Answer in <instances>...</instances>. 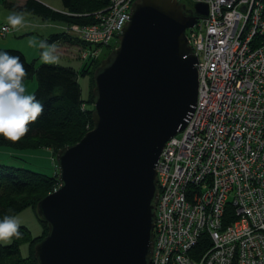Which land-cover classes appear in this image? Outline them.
<instances>
[{"label": "built area", "instance_id": "built-area-1", "mask_svg": "<svg viewBox=\"0 0 264 264\" xmlns=\"http://www.w3.org/2000/svg\"><path fill=\"white\" fill-rule=\"evenodd\" d=\"M135 1L107 0L94 22L64 27L82 43L83 65L119 39ZM177 1L196 17L186 36L198 91L189 122L157 162L149 264H264V0ZM12 31L0 24V37ZM226 206L235 219L224 224Z\"/></svg>", "mask_w": 264, "mask_h": 264}, {"label": "water", "instance_id": "water-1", "mask_svg": "<svg viewBox=\"0 0 264 264\" xmlns=\"http://www.w3.org/2000/svg\"><path fill=\"white\" fill-rule=\"evenodd\" d=\"M195 23L177 0L132 4L118 46L93 74L92 128L57 152L60 186L37 203L48 227L37 264H149L157 162L197 99L186 36Z\"/></svg>", "mask_w": 264, "mask_h": 264}, {"label": "trees", "instance_id": "trees-1", "mask_svg": "<svg viewBox=\"0 0 264 264\" xmlns=\"http://www.w3.org/2000/svg\"><path fill=\"white\" fill-rule=\"evenodd\" d=\"M3 3L7 8L15 11H25L45 19L63 20L67 22L66 25L83 26L95 21V13L106 7L107 0H61L63 11L54 10L39 0H3ZM66 25L62 27L61 33L52 34L47 42L53 44L56 41H68L78 47L81 46L82 43L78 41V38L69 35L64 30ZM0 52L20 57L21 63L27 70L24 80L36 79L37 87L33 94L44 108L43 115L28 125L27 135L16 142L0 137V148L6 147L10 150L21 151L41 146H53L57 147L58 152L60 149L77 143L92 128L93 74L101 57L94 63L82 65L78 72L71 67L59 64L36 66L34 65L35 60H27L20 50L0 48ZM86 73L91 76L92 87L89 91V98L85 100L81 98L77 77L79 74ZM9 154V158L14 157L11 156L12 153ZM57 186H60L58 171L48 176L0 162V219L4 215L14 216L28 206L36 212L37 203L58 188ZM233 215L231 206H226L223 223L233 221L235 219ZM36 216L42 224L41 234L32 238L29 230L25 226H20L19 238L13 237L11 243L7 245L0 243V264H37L34 257V246L46 235L48 227L37 212ZM203 240L204 243L200 245V249L208 246L207 239ZM21 243H27L29 246L30 252L26 257L20 255Z\"/></svg>", "mask_w": 264, "mask_h": 264}, {"label": "rangeland", "instance_id": "rangeland-1", "mask_svg": "<svg viewBox=\"0 0 264 264\" xmlns=\"http://www.w3.org/2000/svg\"><path fill=\"white\" fill-rule=\"evenodd\" d=\"M39 1L44 2L45 4H47L48 6H50L52 8L62 7L61 6L62 5L61 0H39ZM185 3L187 4L188 7H191V8L193 7V4L191 2L186 0ZM54 4H57V5H54ZM55 9H58V8H55ZM1 11L5 12V11H10V10H5V8L2 7ZM13 11H15V10H13ZM15 12L20 13L18 11H15ZM10 13H12V12H10ZM25 13H27L28 15H31L33 17V19L35 20V22L39 21L40 22L39 24L43 23V24H46L49 26L55 25V24L56 25L54 26V28H51V27L46 28L45 30H43L42 33H41V30L38 32L33 31V33H29V30L26 28L25 33H29V34L24 35V36L22 33L24 32L25 29L23 28V29H21V31H20L21 34L19 35V36H22V38L13 42L12 43L13 45H11L12 47H0V48L20 50L17 48V47H20L23 50V51L20 50L21 52H23V53L26 52L25 54L28 56L27 60H29V61L35 60L34 65L39 66V65L43 64L39 58V54L43 50L39 49L38 47H29L28 46L29 38L30 37H36L38 41H45L46 43H48L47 39H49V37L52 34L61 33L62 27L65 26L67 22L63 21V20H59V19H45V18H42L41 16H38V15L30 14L28 12H25ZM7 15H8V12L0 13V24L2 23V24H7L8 26H10L6 21ZM34 24H36V23H34ZM13 32L14 31L6 34V36L0 38V40H3L5 38L8 40L10 34H12ZM16 37H18V36L16 35ZM64 42H65L64 44H61L62 42L55 43L56 49H57L56 54L59 56V63H57V64L62 65V66L71 67L74 70H78V72H79L80 68L83 64V61L79 58L78 46L76 44H72L68 41H64ZM118 42H119V39L117 37H115L110 41L109 46H103L102 47L101 56H100L101 60L104 59L108 55L109 52H111L114 48H116L118 46ZM0 44H2V43H0ZM90 77L91 76L87 73L83 74V75L79 74L77 77L78 84L80 87L81 98H83L85 100L89 98V93H90L89 91L92 87ZM24 83L27 87L28 93L33 94V92L35 91V89L37 87L36 79L32 78V79L24 80ZM91 99L93 102L94 98H91ZM85 105L86 104H84V106ZM92 108H93V103H92ZM9 153H12L11 156H14V157L9 158L10 157ZM15 154H17V155H15ZM56 155H57V147H53V146H49V147L41 146V147H38L35 149L21 150V151H17V149L16 150H10V149H7L6 147L0 148V162L1 163H4V164L8 163L11 166L30 169V170H33L36 172L43 173V174L48 175V176H52L58 171L57 170L58 167H57ZM14 216H16L19 219L20 226H25L29 230L30 236L32 238H35L41 234L42 224L39 221V219L37 218L36 212L32 207H30V206L25 207L24 209H22L18 213H16ZM12 240H13V238L10 241H0V243L3 245H7V244H10ZM29 252H30V249H29L28 244L27 243H21L20 244V255L22 257H26V256H28Z\"/></svg>", "mask_w": 264, "mask_h": 264}, {"label": "clouds", "instance_id": "clouds-1", "mask_svg": "<svg viewBox=\"0 0 264 264\" xmlns=\"http://www.w3.org/2000/svg\"><path fill=\"white\" fill-rule=\"evenodd\" d=\"M6 21L13 29L18 28L24 24L25 14L12 12L7 15ZM28 46L43 50L39 54L43 64L59 63L54 43L48 44L38 41L36 37H30ZM26 75L27 70L19 56L0 52V137L13 142L27 135L28 125L34 123L44 112L43 104L27 91L24 83ZM19 227L20 221L16 216L4 215L0 219V241L19 238ZM183 264H187V261H183Z\"/></svg>", "mask_w": 264, "mask_h": 264}, {"label": "crops", "instance_id": "crops-1", "mask_svg": "<svg viewBox=\"0 0 264 264\" xmlns=\"http://www.w3.org/2000/svg\"><path fill=\"white\" fill-rule=\"evenodd\" d=\"M42 2V1H41ZM44 3V2H43ZM45 4V3H44ZM45 5H47V4H45ZM54 5H57V4H54ZM48 6V5H47ZM60 6V5H59ZM62 6V5H61ZM2 7H4L5 8V10H10V11H1V8ZM50 7V6H49ZM52 8V7H51ZM55 8H58V9H55ZM52 9H54V10H57V11H63V8L62 7H54V8H52ZM6 13V12H8V14H10V12H15V11H13L12 9H8V8H6V6L4 5V3H3V0H0V13ZM18 12H22V13H24L25 14V22H24V24L22 25V26H19L18 28H15V30L16 31H14L12 34H10V36H9V39L7 40L6 38L5 39H3V40H0V43H2V44H0V47H12L11 45H13L12 43L13 42H15V41H17V40H19L20 38H22V36H19L20 34H21V29H25L24 30V32L22 33L23 34V36L24 35H27V34H29V33H33V31L34 32H38V31H40L41 30V33L43 32V30H45L46 28H54V26L56 25H51V26H49V25H46V24H39L40 22L39 21H36L35 22V20L33 19V17L31 16V15H28L27 13H25V11H18ZM34 23H36V24H34ZM26 28L29 30V33H25L26 32ZM20 32V33H19ZM16 35L18 36V37H16ZM43 35V34H42ZM60 42H62L61 44H64L65 42H63V41H56L55 43H60ZM54 43V44H55ZM18 49H20L21 51H23L22 50V48H20V47H17ZM24 49V48H23ZM26 51V50H25ZM26 52H24V55H25V57L27 58L28 56L25 54ZM28 59V58H27ZM83 65V64H82Z\"/></svg>", "mask_w": 264, "mask_h": 264}, {"label": "bare ground", "instance_id": "bare-ground-1", "mask_svg": "<svg viewBox=\"0 0 264 264\" xmlns=\"http://www.w3.org/2000/svg\"><path fill=\"white\" fill-rule=\"evenodd\" d=\"M5 37V36H4ZM0 38H2V37H0ZM197 91H198V89H197ZM208 243H209V240H208Z\"/></svg>", "mask_w": 264, "mask_h": 264}]
</instances>
